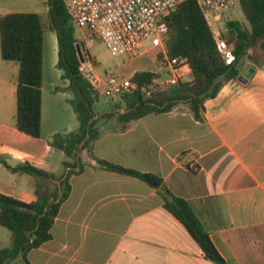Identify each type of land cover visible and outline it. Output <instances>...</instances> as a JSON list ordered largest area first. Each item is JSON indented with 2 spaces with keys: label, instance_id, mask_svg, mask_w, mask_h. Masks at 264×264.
Returning <instances> with one entry per match:
<instances>
[{
  "label": "crops",
  "instance_id": "crops-1",
  "mask_svg": "<svg viewBox=\"0 0 264 264\" xmlns=\"http://www.w3.org/2000/svg\"><path fill=\"white\" fill-rule=\"evenodd\" d=\"M244 19L226 21L249 28ZM220 21L214 30L222 37L227 29ZM43 24L39 137L16 127L19 66L0 52V192L26 203L36 198L34 178L5 164L28 163L60 178L72 168L65 162L77 165L68 177L71 191L59 207L51 239L31 249L29 261L213 264L165 209L160 188L101 167L86 149H78L73 159L53 145L55 134L75 132L80 124L68 81L57 67L56 34ZM236 66L238 76L223 80L203 102L201 120L179 103L123 125L116 116H101L124 111L112 104L94 117L98 136L92 150L115 164L157 175L163 187L187 199L227 264H264V39L249 47ZM185 78L191 79L190 71ZM4 229L0 226V249L12 239Z\"/></svg>",
  "mask_w": 264,
  "mask_h": 264
},
{
  "label": "trees",
  "instance_id": "trees-1",
  "mask_svg": "<svg viewBox=\"0 0 264 264\" xmlns=\"http://www.w3.org/2000/svg\"><path fill=\"white\" fill-rule=\"evenodd\" d=\"M47 25L55 32L58 43L57 67L68 81L67 90L79 129L67 135L55 134L53 145L62 149L69 158H75L78 149H86L101 167L140 179L162 190L163 206L188 230L204 257L213 264H227L212 243L207 230L193 211L187 199L174 195L163 187L157 175L141 172L97 157L92 142L97 138L94 103L98 99L91 84L79 71L76 27L67 11L64 0H46ZM249 28L237 20H227V32L222 37L232 43L236 62L225 64L217 50L214 34L195 0H185L168 13L164 20L167 34L164 40L171 57H183L191 72V79L180 80L171 89L157 92L150 98H142L140 88L152 78L151 71H136L130 77L137 88L122 96L123 112H104L102 117L116 116L126 125L150 113L170 111L179 103H185L195 119H202L203 102L213 97L223 80L238 76L237 63L246 50L264 39V0H239ZM44 24L36 12H9L0 16V52L4 60L16 61L19 66L16 85L15 124L19 131L39 137L41 128L42 40ZM76 163L65 162L72 167L64 178L41 168L24 163L5 166L12 172L26 173L34 178L35 200L29 203L0 192V226L11 232L8 246L0 249V264H32L28 252L51 239V227L59 207L70 194L68 177ZM82 166H78L81 170Z\"/></svg>",
  "mask_w": 264,
  "mask_h": 264
},
{
  "label": "built area",
  "instance_id": "built-area-1",
  "mask_svg": "<svg viewBox=\"0 0 264 264\" xmlns=\"http://www.w3.org/2000/svg\"><path fill=\"white\" fill-rule=\"evenodd\" d=\"M185 0H64L76 29L83 39H100L113 57L135 58L145 51L144 44L158 49L152 78L140 88L142 98L171 89L187 71L186 59L171 57L164 40L167 34L165 16ZM207 20L215 38L216 47L225 64L236 62L233 44L214 30L224 10L233 6L232 0H195ZM0 12V16H1ZM79 71L88 80L98 96L111 99L132 93L137 83L130 77L120 78L113 73L95 72L90 53L83 39L77 38ZM141 48H143L141 50ZM68 169V168H67Z\"/></svg>",
  "mask_w": 264,
  "mask_h": 264
},
{
  "label": "rangeland",
  "instance_id": "rangeland-1",
  "mask_svg": "<svg viewBox=\"0 0 264 264\" xmlns=\"http://www.w3.org/2000/svg\"><path fill=\"white\" fill-rule=\"evenodd\" d=\"M45 1L46 0H0V12L1 14H6L9 12H36L41 16L43 23H46L47 11ZM232 1L233 6L230 9L224 10L223 12L226 17H221V24H225V21L228 19V17L245 20L241 11L239 0ZM215 25L217 26L219 23H216ZM76 34L79 39H83L82 32L80 30L76 29ZM83 42L85 48L88 50L92 59L94 60L93 66L95 72H97L99 75L113 73L120 78H128L130 77V74L133 70L151 71L155 68V55L158 49L151 48L148 42L144 44L145 51L135 58H129L128 56H111L106 45L100 39L89 41L88 39L84 38ZM142 49L143 48H141V50ZM120 102H122L121 97L107 99L106 97L98 96L93 108L95 113L99 114L104 110L110 109L112 104V107L115 108L114 104H120ZM4 230L10 234L9 230Z\"/></svg>",
  "mask_w": 264,
  "mask_h": 264
},
{
  "label": "water",
  "instance_id": "water-1",
  "mask_svg": "<svg viewBox=\"0 0 264 264\" xmlns=\"http://www.w3.org/2000/svg\"><path fill=\"white\" fill-rule=\"evenodd\" d=\"M76 48H77V53H78V45H77V44H76ZM242 78H243V80L245 81V77H243V76H240V77H239V80H241ZM243 80H242V81H243Z\"/></svg>",
  "mask_w": 264,
  "mask_h": 264
}]
</instances>
